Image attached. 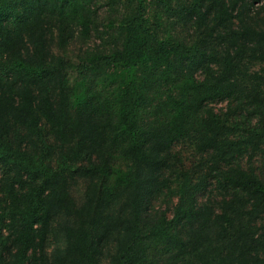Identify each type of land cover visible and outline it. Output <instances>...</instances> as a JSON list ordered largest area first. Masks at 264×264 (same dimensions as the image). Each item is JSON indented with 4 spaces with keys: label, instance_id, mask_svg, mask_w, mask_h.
Wrapping results in <instances>:
<instances>
[{
    "label": "trees",
    "instance_id": "16d2710c",
    "mask_svg": "<svg viewBox=\"0 0 264 264\" xmlns=\"http://www.w3.org/2000/svg\"><path fill=\"white\" fill-rule=\"evenodd\" d=\"M125 1L119 44L80 66L71 23L86 38L101 0H0V264H264V27L250 12L264 0H150L201 19L194 40L175 23L161 37L148 0ZM182 140L212 162L217 205L168 172ZM165 188L170 214L153 205Z\"/></svg>",
    "mask_w": 264,
    "mask_h": 264
},
{
    "label": "rangeland",
    "instance_id": "374dc122",
    "mask_svg": "<svg viewBox=\"0 0 264 264\" xmlns=\"http://www.w3.org/2000/svg\"><path fill=\"white\" fill-rule=\"evenodd\" d=\"M100 5H102L103 8L101 12H99V15L91 16L87 13V18L89 19L88 26L91 30L86 38L81 35V24L77 21L71 23L73 33L76 34L75 37L84 38V40H78L75 42L68 52L74 64L80 63V66L83 65L81 58L84 57L85 52H88L87 49L98 47L108 50L115 48L117 44H119L117 39L119 24L122 22V19L126 14L129 15L133 11V6L129 5L125 0H101ZM263 11L264 1L262 3L257 2V4L255 3L253 6L250 5L251 13H259L258 22L262 27H264ZM147 15L151 18L152 22L157 24L159 22L163 25L164 30L160 32V36L163 38L168 37L167 25H171L172 23H175V25L168 28V30H170L172 35H179L180 39L194 40L202 34V32L206 31L204 30L206 29V25L205 23H202L203 21L201 19L198 20L197 18H194L192 22L190 21L186 24L185 19H187V17H181L179 15L173 16L170 12H166L165 10L162 11V8L158 9L156 6L151 5L150 0H148ZM181 18H184V20L181 21ZM233 30H235V27L225 26L223 28L224 32H228V35H232ZM214 36H216V34ZM218 41H221V39H218ZM80 66L78 65L70 71L72 81H75L79 77ZM249 67L253 70L255 64L254 66L249 64ZM210 106L217 113H226L228 111L229 103L228 101L216 102L210 103ZM170 161L172 167L169 169V173L176 172L178 176L185 174L182 178L190 175L194 180L196 187L200 189L199 198L201 201L206 202L209 205L218 204L223 196V192L218 189L215 178L213 176H208V179L206 181L204 180L207 172L214 167L209 157L198 154L192 142L182 140L173 148ZM248 164L251 163L247 159L246 165ZM254 167L258 174L262 173L259 158H255ZM168 174L164 175V179ZM175 177L176 175L174 178ZM87 185V180L78 179V181L72 186L71 194L74 202L78 206H82L85 202ZM177 200V196L173 194L172 191L165 188L158 198L153 201L154 209H156L155 211L170 214L173 212ZM62 244L63 242L60 241L59 245L61 246ZM55 245V240L50 238L48 241V251H53Z\"/></svg>",
    "mask_w": 264,
    "mask_h": 264
}]
</instances>
